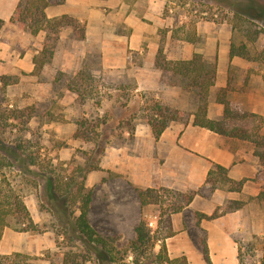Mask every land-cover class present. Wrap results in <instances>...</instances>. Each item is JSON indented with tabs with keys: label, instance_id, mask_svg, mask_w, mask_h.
Segmentation results:
<instances>
[{
	"label": "rangeland",
	"instance_id": "rangeland-1",
	"mask_svg": "<svg viewBox=\"0 0 264 264\" xmlns=\"http://www.w3.org/2000/svg\"><path fill=\"white\" fill-rule=\"evenodd\" d=\"M165 12L171 13L177 19L178 25L171 33L172 37L176 35L179 38H189L192 32L191 24L206 21L214 25L215 33L222 39L226 37L225 40L229 44L233 42L238 47L245 45L248 57L236 56L228 65L227 75L219 77L220 81L225 78L227 81L226 98L232 111L231 116L225 118L223 104L215 101L218 88L223 87L219 84L212 88L208 111L211 117L224 120L228 126L235 123L249 128L252 133L260 128L264 134V0H165ZM163 34L165 35L164 31L162 36ZM198 40V46H202L204 39L200 37ZM48 52V49L43 50V55L38 59L46 57L45 62L50 61V58H47ZM43 64L39 63L31 73H0V107L21 110L36 105L31 117L24 116L12 120L11 123L15 125L8 126L1 140L9 145L16 139L24 140L28 153L48 162L44 164L48 172L49 169L61 174L75 172L78 179L84 180L85 184L93 189L90 207L92 225L102 233L117 236L118 245L123 246L134 237V226L142 216L152 219L153 215L160 213L159 205L151 204L142 215L137 187L134 188L129 178L132 174L127 171L128 163L134 167L133 164L137 163L138 159L145 161L143 156H148L152 165L163 163V160L148 155L147 151L143 152L147 148L144 135L145 128L149 125L147 115L153 113V105L159 101L185 111V119L188 121L200 101L193 91L182 88L180 78L171 72L162 71V85L157 91L135 89L136 79L130 75L119 79L96 75L94 71L99 62L95 57H90L83 63L81 69L91 77L88 83L81 86L82 89L86 87L87 92L78 95L70 89L71 85L76 86L74 78L78 72L65 74L62 71L47 69L43 72ZM2 75L9 77L8 83L1 81ZM174 100L178 103L175 104ZM251 113H254V116H251ZM137 131H142L141 140H137V136L133 135ZM229 141L237 143L247 152L255 149L253 143L248 140ZM98 145L104 146L103 154H100ZM256 158L258 161L257 156ZM92 164L97 165L99 169L88 171L83 178V171L79 169L89 168ZM103 165L107 166L103 168ZM113 165H116V168L121 167V171L113 169ZM6 172L15 190L25 200L35 223L36 229L24 231L34 234L32 251L27 253L42 255V251L45 252L46 249L40 251L37 248L42 244L41 239L48 241L45 236L53 241L52 247L48 249H55V233L51 230L50 214L40 205L38 191L27 183L17 170ZM246 183L249 192L242 195L241 199L245 200L242 207L245 208L248 221L234 236L242 242L252 240L254 234H264V204L250 198L255 195L253 192L258 191L262 178L256 173L249 177ZM206 184L209 186L200 188V193L204 190L208 193L214 189L211 184ZM192 189L194 188L189 187L185 191ZM190 222L193 225L194 220L191 219ZM160 224L163 233L166 232L168 224L163 215ZM8 227L19 232L24 228L14 220H10ZM156 227L157 222L154 225V228ZM189 232L190 237L197 240L202 249L205 241L203 231L191 227ZM256 244L259 248L258 255L264 257L262 242L257 241ZM190 257L192 264H205L199 251L191 252Z\"/></svg>",
	"mask_w": 264,
	"mask_h": 264
},
{
	"label": "crops",
	"instance_id": "crops-1",
	"mask_svg": "<svg viewBox=\"0 0 264 264\" xmlns=\"http://www.w3.org/2000/svg\"><path fill=\"white\" fill-rule=\"evenodd\" d=\"M19 1L0 0V17L6 20L0 30L1 74L23 71L31 73L36 68L35 57L43 55L47 31L40 30L37 34H32L9 20ZM48 1L45 7L47 17L56 18L67 14L77 18L85 27V36L82 39L75 38L73 28L70 25L63 26L55 43L53 56L43 64V72L47 69L76 74L87 59L95 57L99 64L95 67L94 74L116 79L130 75L136 79L135 89L157 91L162 85V70L155 66V59L162 44L167 59H190L195 52H201L207 60L216 59L215 86H225L227 82L226 78L220 81L219 77L227 75L228 65L236 56L230 58V44L226 42V37L220 38L215 33L214 25L206 21L191 24L189 38H179L176 35L172 37L171 33L178 24L176 17L165 12V0ZM162 31L165 33L163 36ZM200 37L204 39L202 46H198ZM174 103L177 104L178 101L174 100ZM208 115L211 116L210 111ZM141 132L133 134L137 136V140H141ZM144 135L147 148L143 152L147 151L148 155L163 160V163L152 165L148 156H143L145 161L138 159L133 164L134 167L128 163L127 171L132 174L129 178L134 188L163 186L185 191L189 187L209 186L205 179L213 162L228 167L229 176L234 179H249L261 169L254 150L247 152L237 143L229 141L239 139L194 125L192 114L186 123L172 121L158 139L154 137L149 125L145 128ZM113 161L115 162L114 159ZM104 166L107 165H103V168ZM112 168L121 171V167L116 168V165ZM247 188L245 183L240 192L214 188L205 193L204 190L195 195L181 211L172 213L170 227L174 234L165 239L169 255L175 257L185 254L190 264L191 252L199 251L203 257L199 242L189 234L190 228L195 227L205 234L211 260L207 263L203 257L205 264H237L238 248L234 236L247 224L245 208L241 207L213 219L202 218L200 221H197L196 213L211 214L217 206L224 205L228 200L241 199L242 195L249 192ZM258 193L259 187L253 194ZM191 219L194 220L193 225ZM44 238L48 241L41 239L42 244L37 250L52 247V239L48 236ZM33 240L34 234L15 231L6 226L0 239V253L31 252Z\"/></svg>",
	"mask_w": 264,
	"mask_h": 264
},
{
	"label": "trees",
	"instance_id": "trees-1",
	"mask_svg": "<svg viewBox=\"0 0 264 264\" xmlns=\"http://www.w3.org/2000/svg\"><path fill=\"white\" fill-rule=\"evenodd\" d=\"M48 2V0H20L9 20L32 34L46 30L44 50H49L47 58H51L63 26L70 25L75 38L78 39L84 38L85 27L80 20L67 14L56 18L47 17L45 7ZM262 16L264 17V14ZM5 22L6 20L0 17V30ZM247 54L245 45L238 47L233 42L230 43V58L234 56L246 58ZM45 59L46 57H41V59L35 57L36 67L39 63L42 65ZM155 66L163 72L167 71L172 75H177L182 82V88L193 91L197 96L200 103L191 112L194 125L205 127L230 138L248 140L253 143L254 154L258 157L261 166L257 174L261 176L262 183L259 185V193L250 198L264 204V134L261 133L260 128L252 133L249 128L235 123L228 126L224 120L208 115L209 97L215 86L217 74V60L209 62L200 52H195L190 59H167L161 45L156 55ZM90 77L89 73L81 69L74 78L76 86L71 85L70 89L78 95L84 94L87 89L86 87L82 89L81 86L88 83ZM8 78L7 75H2L1 81L6 84ZM215 96V101L224 106V117L229 118L232 111L226 98V86L219 87ZM35 109V104L21 110L0 107V239L10 220L22 225L24 228L21 230L23 231L36 229L25 200L15 190L6 172L17 170L27 183L36 188L40 205L50 214L51 230L55 233V249L45 250L40 256L21 251L9 254L0 253V264H190L185 254L171 257L165 239L174 234L170 227L171 214L181 211L188 205L194 196L200 193V187L189 191H179L163 186L158 188L137 187L142 215L148 205H159L157 227H152L149 219L142 216L134 226V237L125 245L119 246L117 236L98 231L90 221L92 187H88L84 180L78 179L75 172L61 174L54 173L52 169H49L50 172L46 171L47 167L44 166L46 161L40 160V157L33 153H28L26 144L21 138L16 139L11 145L1 140L8 126L15 125L11 123L12 120L24 116L29 118ZM152 109L153 113L147 115V122L156 139L172 121L187 122L185 111L179 108L156 101ZM251 116H254V113H251ZM98 149L100 154L104 153L103 145H98ZM94 169H99V167L92 164L89 168L83 167L79 170L83 171L84 178L88 171ZM248 180L247 177L232 178L229 176L228 167L213 162L207 172L205 183L211 184L213 188L240 192ZM244 204L243 199H230L225 205L217 206L211 214L197 212V221L202 218H216L240 209ZM162 215L165 216V222L168 224L167 231L164 233L160 228ZM235 241L238 248L237 264H264V257L258 255L259 248L256 244L257 241L262 242L261 248L264 249V234H254L253 239L247 242L236 238ZM202 253L205 261L210 263L209 249L205 241Z\"/></svg>",
	"mask_w": 264,
	"mask_h": 264
},
{
	"label": "built area",
	"instance_id": "built-area-1",
	"mask_svg": "<svg viewBox=\"0 0 264 264\" xmlns=\"http://www.w3.org/2000/svg\"><path fill=\"white\" fill-rule=\"evenodd\" d=\"M170 12H172V9H170ZM204 13H206V11ZM157 219H158V215L157 214L156 215H153V218L152 219H149V224L152 227H154L155 222H157Z\"/></svg>",
	"mask_w": 264,
	"mask_h": 264
}]
</instances>
